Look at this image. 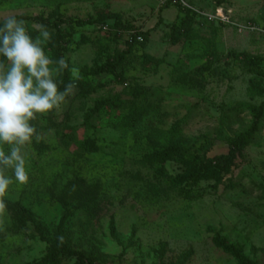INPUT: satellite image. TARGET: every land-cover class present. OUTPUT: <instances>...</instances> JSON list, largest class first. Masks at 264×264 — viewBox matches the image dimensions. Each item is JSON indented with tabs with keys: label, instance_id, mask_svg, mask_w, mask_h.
Listing matches in <instances>:
<instances>
[{
	"label": "rangeland",
	"instance_id": "rangeland-1",
	"mask_svg": "<svg viewBox=\"0 0 264 264\" xmlns=\"http://www.w3.org/2000/svg\"><path fill=\"white\" fill-rule=\"evenodd\" d=\"M7 15L30 18L33 37L59 25L66 84L71 67L80 79L31 122L40 140L26 149L28 184L3 197L0 264L47 253L31 217L50 230L67 221L95 264H239L225 245L264 264V33L249 28L264 30V0H0ZM103 99L114 116L155 107L159 119L142 110V132L105 126L93 112ZM171 144L188 161L156 172L153 154ZM192 166L204 173L194 184Z\"/></svg>",
	"mask_w": 264,
	"mask_h": 264
},
{
	"label": "clouds",
	"instance_id": "clouds-1",
	"mask_svg": "<svg viewBox=\"0 0 264 264\" xmlns=\"http://www.w3.org/2000/svg\"><path fill=\"white\" fill-rule=\"evenodd\" d=\"M37 31L33 37L26 21L15 15L0 17V57L7 61L0 60V145L7 146V151L0 147V214L6 212L3 197L10 185L29 182L26 149L33 139L40 140L31 122L65 103L80 79L79 69L71 67L72 79L59 89L54 74L69 69V64L64 57L54 61L46 55L44 45L52 33L45 26Z\"/></svg>",
	"mask_w": 264,
	"mask_h": 264
},
{
	"label": "trees",
	"instance_id": "trees-1",
	"mask_svg": "<svg viewBox=\"0 0 264 264\" xmlns=\"http://www.w3.org/2000/svg\"><path fill=\"white\" fill-rule=\"evenodd\" d=\"M17 19H23L26 21V27L29 28L31 25V19L26 16H16ZM79 24H85V22H79ZM47 29L53 27L55 29L54 34L52 35L51 41L45 43L44 48L47 50L46 54L50 59L54 61H58L62 57V52L66 48L67 40L65 38L64 32L60 29L59 25L56 23L46 24L44 25ZM126 52L119 54L117 57L113 59L111 62H107L101 66L95 68L94 72L96 73H109L114 71L117 67L120 66L126 60ZM0 60H5V58L0 57ZM58 66V65H54ZM206 69L205 66H200L196 69L197 72H202ZM69 72L67 70H63L59 74H54V79L59 85V89L68 81ZM110 99L100 100L94 107L93 112L99 117L101 120V124L105 126H109L115 129L128 128L133 129L138 132H142L141 128L143 125L141 115L144 114L141 112L145 111L146 115L148 114V122H152L153 120L159 119V114L156 112L154 108H140V111L137 113H127L126 115L114 116L109 111L104 110L105 107L110 108L115 105V103H111ZM264 104V103H263ZM104 112V113H103ZM91 114L87 115V122L90 121ZM262 117V109L255 115V120L252 125L251 131L239 138L237 142L238 146H242L247 143L251 133H254L259 129V121ZM151 119V120H150ZM180 157L183 161H188L187 158L190 157L188 151L181 148L179 145H168L160 152H156L153 154V161L151 167L154 168L156 172L163 171V163L169 159L170 157ZM154 166V167H153ZM203 172L198 169H195L194 166L190 167L188 170V178L192 184L197 182L201 177H203ZM31 222L34 224V228L38 232V237L41 240H44L49 244L47 253L45 256L39 261H33L28 264H95L92 257L83 249L74 248L71 243L69 236V225H67V221L65 223H59L55 227L54 230H50L47 224L42 221H34L31 217ZM55 224V223H54ZM56 225V224H55ZM54 225H52L53 227ZM52 233V235L50 234ZM60 237H63L62 242L60 241ZM225 248L231 252L239 261V264H255L252 261H249L239 250H236L231 245H225Z\"/></svg>",
	"mask_w": 264,
	"mask_h": 264
},
{
	"label": "built area",
	"instance_id": "built-area-1",
	"mask_svg": "<svg viewBox=\"0 0 264 264\" xmlns=\"http://www.w3.org/2000/svg\"><path fill=\"white\" fill-rule=\"evenodd\" d=\"M249 28H250V29H253V30H259V31H261L262 33H264V30H263V29L258 28V27L255 26V25H252V26H250Z\"/></svg>",
	"mask_w": 264,
	"mask_h": 264
}]
</instances>
